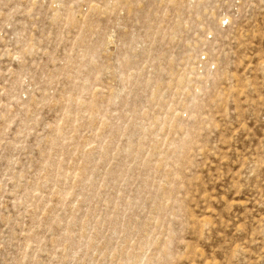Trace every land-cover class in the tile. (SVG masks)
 Instances as JSON below:
<instances>
[{
  "label": "rangeland",
  "instance_id": "1",
  "mask_svg": "<svg viewBox=\"0 0 264 264\" xmlns=\"http://www.w3.org/2000/svg\"><path fill=\"white\" fill-rule=\"evenodd\" d=\"M0 264H264V0H0Z\"/></svg>",
  "mask_w": 264,
  "mask_h": 264
}]
</instances>
